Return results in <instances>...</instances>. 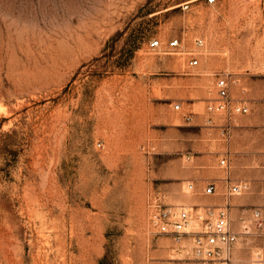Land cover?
<instances>
[{
	"label": "rangeland",
	"instance_id": "obj_1",
	"mask_svg": "<svg viewBox=\"0 0 264 264\" xmlns=\"http://www.w3.org/2000/svg\"><path fill=\"white\" fill-rule=\"evenodd\" d=\"M218 72L250 107L229 140L206 111ZM228 177L251 184L238 228L264 208V0H0V264H187L149 200L222 205ZM258 253L241 238L233 264Z\"/></svg>",
	"mask_w": 264,
	"mask_h": 264
},
{
	"label": "built area",
	"instance_id": "obj_2",
	"mask_svg": "<svg viewBox=\"0 0 264 264\" xmlns=\"http://www.w3.org/2000/svg\"><path fill=\"white\" fill-rule=\"evenodd\" d=\"M214 1L208 0L209 3ZM195 43L199 47L204 46L202 39H196ZM162 45L159 40H151L149 43L153 50L160 49ZM180 46L177 38L167 43L168 49H178ZM198 64L199 60L196 58L188 62L190 67ZM215 77V97L209 99L206 106L208 123L213 124V116H221L224 119L222 132L225 139L229 140L234 117L249 114L250 107L246 101L233 97L232 89L240 83L239 78L228 72H218ZM174 108L181 110V105L175 104ZM186 119L191 120V117L187 116ZM219 164L229 170V156L222 157ZM193 188V185H189L190 190ZM216 193L215 183H210L202 191L203 195ZM242 193V184L228 177L222 205L192 208L174 206L166 204L160 195H155L148 203L149 229L154 235L170 239L174 243V251L178 255H185L187 264H233V255L241 238L264 240V208H252L240 227L237 228L234 224L230 201ZM251 264H264L263 256L258 253Z\"/></svg>",
	"mask_w": 264,
	"mask_h": 264
},
{
	"label": "crops",
	"instance_id": "obj_3",
	"mask_svg": "<svg viewBox=\"0 0 264 264\" xmlns=\"http://www.w3.org/2000/svg\"><path fill=\"white\" fill-rule=\"evenodd\" d=\"M233 129H234V125H233V122H232V131H234ZM230 158H232V153L230 154ZM250 162H251L250 158H245V157H242V158L239 160V163L242 164V165H244V166L248 165ZM230 163H231V160H230ZM235 182H239V183H241L242 186H243V184H244L245 192L250 191V189H251V184H250V183H248V182H246V181H244L243 183L240 182V181H235ZM244 201H245V200H244ZM240 202H241V201H240Z\"/></svg>",
	"mask_w": 264,
	"mask_h": 264
},
{
	"label": "bare ground",
	"instance_id": "obj_4",
	"mask_svg": "<svg viewBox=\"0 0 264 264\" xmlns=\"http://www.w3.org/2000/svg\"><path fill=\"white\" fill-rule=\"evenodd\" d=\"M203 54H204L205 56H210V55H211V54L209 53L208 50H205V51L203 52Z\"/></svg>",
	"mask_w": 264,
	"mask_h": 264
}]
</instances>
